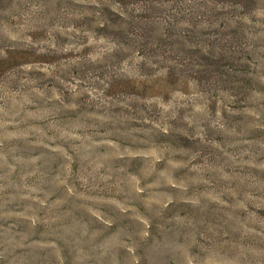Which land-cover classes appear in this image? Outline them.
Segmentation results:
<instances>
[{
	"label": "clouds",
	"instance_id": "1",
	"mask_svg": "<svg viewBox=\"0 0 264 264\" xmlns=\"http://www.w3.org/2000/svg\"><path fill=\"white\" fill-rule=\"evenodd\" d=\"M0 264H264V0H0Z\"/></svg>",
	"mask_w": 264,
	"mask_h": 264
},
{
	"label": "rangeland",
	"instance_id": "2",
	"mask_svg": "<svg viewBox=\"0 0 264 264\" xmlns=\"http://www.w3.org/2000/svg\"><path fill=\"white\" fill-rule=\"evenodd\" d=\"M126 87V85L124 84H117V85H114V90H118L120 88H124ZM184 173H181V175H183ZM209 219H211V217H209Z\"/></svg>",
	"mask_w": 264,
	"mask_h": 264
}]
</instances>
